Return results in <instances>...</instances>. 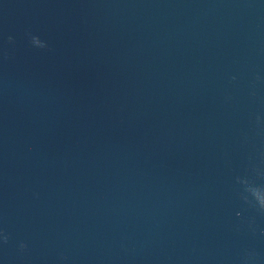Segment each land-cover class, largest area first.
<instances>
[{
    "label": "water",
    "instance_id": "1",
    "mask_svg": "<svg viewBox=\"0 0 264 264\" xmlns=\"http://www.w3.org/2000/svg\"><path fill=\"white\" fill-rule=\"evenodd\" d=\"M0 264H264V0H0Z\"/></svg>",
    "mask_w": 264,
    "mask_h": 264
}]
</instances>
